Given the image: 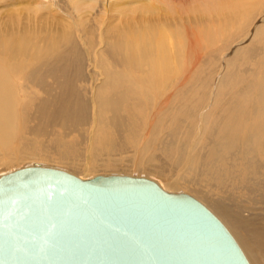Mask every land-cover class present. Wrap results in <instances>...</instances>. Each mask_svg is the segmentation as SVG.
I'll return each instance as SVG.
<instances>
[{
	"label": "bare ground",
	"instance_id": "1",
	"mask_svg": "<svg viewBox=\"0 0 264 264\" xmlns=\"http://www.w3.org/2000/svg\"><path fill=\"white\" fill-rule=\"evenodd\" d=\"M53 1L44 4L51 7ZM80 2L72 1L76 12L83 7ZM115 12L124 24L128 18L134 21L133 9L130 17L125 10ZM55 20L56 32L29 21L30 31L18 21L0 29V152L12 151L19 160L39 147V139L54 136L58 158L68 163L81 156L86 174L90 153L94 159L98 149H154L158 153H152L144 172L174 176L165 180V188L190 189L231 230L250 264H264V26L254 28L253 46L235 49L225 61L224 55V72L223 63L206 88H195L193 79L203 74L206 56L193 50L197 40L188 31L184 38L156 29L153 38L138 29L130 33V23L132 40L124 45L109 27L99 50L91 41L80 43L64 34L70 24ZM114 32L117 38L111 37ZM240 65L252 66L255 74L241 80ZM229 68V75H223ZM15 78L36 92L27 95ZM87 82L95 88L91 104L78 89ZM185 103L186 117H177L174 106ZM107 113L109 120L104 119ZM71 134L88 135L85 155L64 141ZM154 156V161L161 156L173 163L170 175L150 166Z\"/></svg>",
	"mask_w": 264,
	"mask_h": 264
},
{
	"label": "water",
	"instance_id": "2",
	"mask_svg": "<svg viewBox=\"0 0 264 264\" xmlns=\"http://www.w3.org/2000/svg\"><path fill=\"white\" fill-rule=\"evenodd\" d=\"M0 264H249L201 202L136 176L0 175Z\"/></svg>",
	"mask_w": 264,
	"mask_h": 264
},
{
	"label": "rangeland",
	"instance_id": "3",
	"mask_svg": "<svg viewBox=\"0 0 264 264\" xmlns=\"http://www.w3.org/2000/svg\"><path fill=\"white\" fill-rule=\"evenodd\" d=\"M45 1L46 0H0V29L3 30L6 24V26L10 25V22L12 23L18 21L17 24L24 25L30 31V28L27 26V21H29L31 24L35 23L38 24V26L41 24L50 31L56 32L58 29V26L56 27V25L58 24L55 19H64L70 24V28L67 27L68 29L64 30V25L61 28V31L64 30L66 33L61 32V34H69L70 37H74V39H76L78 42L80 41V43L91 41L96 45L95 49L99 50L103 48V45L100 43L101 37H103V35L105 36V30H107L109 27L116 29L115 32L116 34H119H117V36L122 37L124 45H127L128 43L125 40L130 42L132 40V35L127 34V26L130 23H132V26L130 27V33L138 29L136 32H139L140 30L142 36L151 35L153 38L156 29H158L160 32L161 29L165 28L168 34L171 31H175L176 33L181 34L184 38L185 35L183 34L188 31L189 35L192 34L190 35L191 40L193 36V41L195 39L197 40L196 43H193V46H196V48L193 50H195V52H203L204 57L206 56L203 74L201 73L198 77L193 79L195 88H206L209 85L211 78L219 69V65H222L224 61L227 60V58L229 59V57H232L229 54L231 53V55H234L236 52L235 49L238 51V49H241V46H243V48H246V45L247 47L253 46L256 40V37L254 38L253 36L254 28L258 26H264V0H55L56 2L53 1V4H55H52V6H55L54 9L52 6L50 7L49 5H45ZM72 1H81L80 3L83 5L82 9L76 12L73 9L74 6L72 5ZM46 6L48 8L42 9ZM118 9L125 10L126 15L129 17L131 15L129 11L133 9L134 14L132 16L134 21L128 18V24L121 22L118 18H116L118 16L115 11ZM28 16L30 18L27 19ZM43 18L46 20V22H44ZM137 22H140L141 26H138L140 24H134ZM2 24L3 26L1 27ZM84 28H86V31ZM86 33H88V35ZM116 34L111 37L117 38ZM82 36H86L85 41L82 39ZM134 38H136L135 35H133V39ZM224 55L227 56L226 59H224ZM224 70L225 63L223 66V72ZM238 70H240L241 73H238L237 76L241 80H243V77L251 78V75L255 74V69L252 66L240 65ZM229 71L230 68L223 75H229ZM27 72L28 69L26 72L22 73L23 78ZM14 83L17 86L22 84V90L25 91L27 95L36 92L23 79L15 78ZM88 84L89 82L85 84L82 83L79 85L78 89H80L79 92L82 90L80 92L82 99L85 98L83 100H87L91 104V99H93L95 88L93 86L91 88ZM97 84L98 81L95 82V86ZM186 104L189 103L178 105L177 107L176 105L174 106L176 109L174 108L173 112L177 113V117H186V113H182V110ZM222 104L225 105V103ZM204 108L205 106H202L201 109L204 110ZM110 118L111 115L109 113L104 115L105 120H109ZM94 123H96V121H94ZM91 124V121H88V126L86 129L89 131L91 130ZM92 129H94V127ZM86 136L88 135L85 134L83 137H81V139L79 135L71 134L64 138V141L75 144L77 146L76 149L80 152V154H84V152L86 154V149L89 145V138ZM145 140V138L140 139L138 141L137 147H142L145 143ZM54 142V136H48L39 139V147L34 152L28 151V155L19 160L15 159L12 151L6 155H4L3 152H0V175L25 166H30L34 163H38L42 166L62 169L81 179H90L99 175H126L145 177L155 181L157 184L160 183L161 185H159L165 189V191L184 193L198 200V197L194 195L190 189L179 188V190H169L165 188L164 184H166V181H170L169 177L174 178V176H169L174 165L173 163H168V161H166L161 156L158 161H154L157 160L155 156L158 153H155L154 149L142 152L130 146H126L124 149L118 152H111L109 150L106 152H101L98 149L99 153L94 157V159L93 153H90L91 165L88 166L90 170L85 174L83 172V168L86 164L85 160L83 159L81 161V156H78L77 158L80 159L77 160L76 158L75 162L73 161L74 159L68 163L60 160L58 158L57 152L55 151L57 148L54 146ZM152 153H154L155 156L150 166L159 168V170L163 173L169 174L168 178H164V176L161 178V176L155 174L156 172H144V169H146L148 166L147 161L153 155ZM79 162L82 163L80 164ZM72 165H75V167L79 165V167L77 166L78 169L76 170L77 167L73 168ZM74 169L76 171H74ZM161 182L164 183L162 184ZM198 201L203 204L201 200ZM203 205L207 207L206 204ZM212 213L214 214V212ZM217 218L220 220L218 216ZM220 221L222 222V220ZM224 226L229 229L226 225ZM228 231L231 233L244 253L242 247L231 230L229 229ZM244 255L247 258L245 253Z\"/></svg>",
	"mask_w": 264,
	"mask_h": 264
}]
</instances>
